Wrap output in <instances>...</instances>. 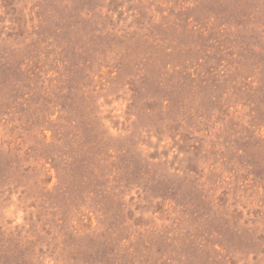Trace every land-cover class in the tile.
<instances>
[{
  "label": "rangeland",
  "instance_id": "rangeland-1",
  "mask_svg": "<svg viewBox=\"0 0 264 264\" xmlns=\"http://www.w3.org/2000/svg\"><path fill=\"white\" fill-rule=\"evenodd\" d=\"M0 264H264V0H0Z\"/></svg>",
  "mask_w": 264,
  "mask_h": 264
}]
</instances>
